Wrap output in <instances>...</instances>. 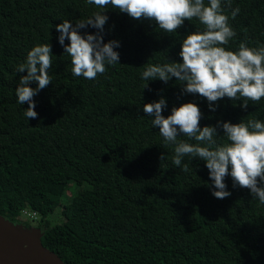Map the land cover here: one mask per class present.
Returning <instances> with one entry per match:
<instances>
[{
  "label": "trees",
  "instance_id": "obj_1",
  "mask_svg": "<svg viewBox=\"0 0 264 264\" xmlns=\"http://www.w3.org/2000/svg\"><path fill=\"white\" fill-rule=\"evenodd\" d=\"M98 10L86 0H0V216L14 224L25 212L38 219L43 245L66 264H264V204L233 188L231 177L225 183L232 195L213 197L205 162L184 157L188 172L173 165L174 146L143 112L163 95V115L194 102L201 127L264 121V98L244 111L242 101L225 97L212 112L204 98L182 93L175 78L142 80L145 63L181 62L183 37L203 26L193 19L165 33L111 6L104 40L120 42V63L95 80L73 76L55 25ZM225 14L236 32L230 50L241 41L264 46V0H232ZM45 43L52 46V83L33 98L38 116L28 119V105L15 94L27 73L17 66ZM56 212L62 218L52 225Z\"/></svg>",
  "mask_w": 264,
  "mask_h": 264
},
{
  "label": "clouds",
  "instance_id": "obj_2",
  "mask_svg": "<svg viewBox=\"0 0 264 264\" xmlns=\"http://www.w3.org/2000/svg\"><path fill=\"white\" fill-rule=\"evenodd\" d=\"M98 11L87 19L73 23L64 20L55 25L59 33L58 43L64 53L71 57L72 75L95 80L106 73V65L120 63L117 40H104L106 14L112 10L126 14L135 21L154 22L165 33H175L185 21L196 19L202 29L188 32L180 43L181 62L169 61L164 64L145 63L141 79L159 80L168 84L175 78L181 92L198 95L208 102L209 110H217V102L227 97L242 101L239 105L247 111L249 102L258 104L264 98V46L249 47L241 41L238 48L230 50L228 45L236 36L229 24L225 7L231 9L232 0H86ZM240 12L231 10L235 19ZM91 27L95 33L82 29ZM111 30V29H110ZM65 40L69 43L65 44ZM52 46L50 43L37 44L28 51L26 60L17 66L19 76L15 89L18 103L28 107L24 115L36 119L34 97L47 88L52 79ZM32 83L36 87H31ZM148 87V83L144 89ZM163 91V90H161ZM167 101L163 95L157 101L143 104V112L152 118L153 128H158L166 145L174 146L173 165L182 166L188 172L189 165L182 164L190 156L205 162L208 169L209 186L213 197L219 200L232 195L227 190L226 177H231L233 188L248 189L253 198L264 204V121L258 118L231 121H217L216 125L201 127L203 113L194 102L173 106L170 114L163 115ZM222 131V134H220ZM179 137H187L178 139ZM223 138L218 142V138ZM190 141H195L192 143ZM166 156L161 154L160 160ZM25 215V214H24ZM30 214L27 212V215Z\"/></svg>",
  "mask_w": 264,
  "mask_h": 264
},
{
  "label": "water",
  "instance_id": "obj_3",
  "mask_svg": "<svg viewBox=\"0 0 264 264\" xmlns=\"http://www.w3.org/2000/svg\"><path fill=\"white\" fill-rule=\"evenodd\" d=\"M42 238V229L30 230L0 216V264H66Z\"/></svg>",
  "mask_w": 264,
  "mask_h": 264
},
{
  "label": "rangeland",
  "instance_id": "obj_4",
  "mask_svg": "<svg viewBox=\"0 0 264 264\" xmlns=\"http://www.w3.org/2000/svg\"><path fill=\"white\" fill-rule=\"evenodd\" d=\"M61 214L60 212H56L54 215H52L50 218H49V221L51 222L52 225H57L60 223L61 221ZM38 219L36 220H33L31 218H29L28 216H23L22 219H21V222L18 223V224H21L22 226H24L25 228H29L30 230L31 229H35V228H38L39 226V223H38ZM27 225H29L30 227H28Z\"/></svg>",
  "mask_w": 264,
  "mask_h": 264
},
{
  "label": "built area",
  "instance_id": "obj_5",
  "mask_svg": "<svg viewBox=\"0 0 264 264\" xmlns=\"http://www.w3.org/2000/svg\"><path fill=\"white\" fill-rule=\"evenodd\" d=\"M25 215H27V212H25ZM32 217H36V214L34 213V214L32 215Z\"/></svg>",
  "mask_w": 264,
  "mask_h": 264
}]
</instances>
